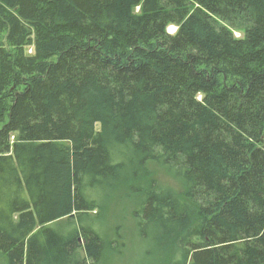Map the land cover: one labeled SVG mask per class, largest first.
Instances as JSON below:
<instances>
[{"label": "trees", "instance_id": "16d2710c", "mask_svg": "<svg viewBox=\"0 0 264 264\" xmlns=\"http://www.w3.org/2000/svg\"><path fill=\"white\" fill-rule=\"evenodd\" d=\"M102 201L148 259L264 264V0H0V264L109 263Z\"/></svg>", "mask_w": 264, "mask_h": 264}, {"label": "rangeland", "instance_id": "374dc122", "mask_svg": "<svg viewBox=\"0 0 264 264\" xmlns=\"http://www.w3.org/2000/svg\"><path fill=\"white\" fill-rule=\"evenodd\" d=\"M176 29V26L171 25L168 28V31L174 33ZM236 35L240 36L241 34L236 33ZM156 176L161 182L178 186L176 182L170 179L169 175L163 169L158 168ZM102 204H104L103 231L106 233L108 231L111 237H115V235H117V237L124 236V234L127 235L123 238L127 241V248L124 249L121 255L119 253H113L107 264H162L161 260H159L156 255L151 259L146 258L148 252H153L152 246L143 241H137V239L134 238L133 231L131 232L128 230L129 227L132 226L133 221L130 219L123 221V212L121 215L119 214L121 210L120 208L125 206V204H120L118 202L106 203L104 201H102ZM122 226L126 228H123Z\"/></svg>", "mask_w": 264, "mask_h": 264}, {"label": "bare ground", "instance_id": "6f19581e", "mask_svg": "<svg viewBox=\"0 0 264 264\" xmlns=\"http://www.w3.org/2000/svg\"><path fill=\"white\" fill-rule=\"evenodd\" d=\"M174 28V27H173Z\"/></svg>", "mask_w": 264, "mask_h": 264}]
</instances>
